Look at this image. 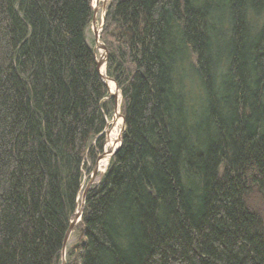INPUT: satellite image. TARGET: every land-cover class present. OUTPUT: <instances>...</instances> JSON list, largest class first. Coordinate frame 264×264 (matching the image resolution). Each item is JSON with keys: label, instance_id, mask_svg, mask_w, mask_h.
Wrapping results in <instances>:
<instances>
[{"label": "trees", "instance_id": "16d2710c", "mask_svg": "<svg viewBox=\"0 0 264 264\" xmlns=\"http://www.w3.org/2000/svg\"><path fill=\"white\" fill-rule=\"evenodd\" d=\"M91 2L0 0V264H61L101 152ZM103 18L124 130L66 264H264V0H107Z\"/></svg>", "mask_w": 264, "mask_h": 264}, {"label": "rangeland", "instance_id": "374dc122", "mask_svg": "<svg viewBox=\"0 0 264 264\" xmlns=\"http://www.w3.org/2000/svg\"><path fill=\"white\" fill-rule=\"evenodd\" d=\"M106 3H107V0H92V2H91L92 7L95 6V11H96L95 20H94L95 22H94V25H92L90 22V24L88 25V27L85 30L86 42L94 50L95 58L97 61L100 59L102 52L100 50H98L95 46L93 33H94V31L102 30V29H100V27H101L102 18L104 15ZM92 11H93V9H92ZM100 32H99V36H100ZM99 42L101 43L100 39H99ZM102 75L106 76L104 69H102ZM108 89L109 88H107V92L109 95V93H111V92H109ZM115 97H116L115 99H112L113 103H112L110 115L106 118V127H105L106 132L103 133L105 131V129H104V131L100 135L102 137L101 142H103V143H101L102 144L101 152L97 153L95 161L93 163H90L87 160L84 164L82 181H81L80 190H79V193L77 196L76 211H78L80 209L82 194L85 191L87 185L92 180L91 181L92 183L89 186V189H90V187L99 180L100 175L105 172L107 165H108V162H109V159H110V157L108 158V160L106 158L108 156H111V152L115 151L118 148L119 137L121 138V135H122V132L124 129L122 127V119H121V115H120V97H119V94H118V96H115ZM110 137L112 140L111 144L113 145L112 150H111V146L109 145ZM107 153H109V154H107ZM104 157H105V160L103 159ZM99 160H104L106 162V164H104L105 162L102 161L99 163V165H97ZM95 165H96V175L94 178H92V176H93L92 171H93V168ZM76 211H75V213H76ZM78 222L74 226L72 233L70 235V238L67 242V246H66V250H65L66 251L65 255L67 254V261L72 260V258H70L68 256L69 250L78 244V233L76 231V226H77ZM65 263H66V257H65Z\"/></svg>", "mask_w": 264, "mask_h": 264}, {"label": "water", "instance_id": "95a60500", "mask_svg": "<svg viewBox=\"0 0 264 264\" xmlns=\"http://www.w3.org/2000/svg\"><path fill=\"white\" fill-rule=\"evenodd\" d=\"M92 9H93V11H92L91 24L94 25V22H95L94 20H95V15H96L95 6H93ZM103 17H104V15H103ZM103 21H104V18H102V23H101L100 29H102ZM100 31H94V33H93L95 46H96V48L98 50H100L102 52L100 59L98 61L96 60V71H97V74L100 77L101 81L106 86L105 80H110L112 82H113V80L108 78L107 76L102 75V73L99 72V68H100L101 65H103V68L105 69V64H106V60H107L106 48H105V46L102 43L99 42V32ZM114 86H115V90L119 93V97H120L119 89H118V87L116 86L115 83H114ZM106 88H107V86H106ZM109 97L111 99H115L116 98L115 94H111V93H109ZM121 119H122V127L124 129V120H123L122 116H121ZM105 132H106V129H105V131L103 133H105ZM120 145H121V138L119 137L118 148L115 151L111 152V156L115 154V152L119 149ZM111 156H109V157H111ZM92 175H93L92 178H94L95 175H96V165L93 168ZM91 181L89 182V184L87 185L85 191L82 194L80 209L78 211H76L74 219L70 222V224H69V226H68V228H67V230H66V232L64 234V238H63L62 246H61V264H66L65 263V252H66L65 250H66L67 242H68V240L70 238V235L72 233V230H73L74 226L80 220V217H81V214H82V210H83V206H84L85 195H86L87 191L89 190V186L92 183ZM76 247H77V245L74 246V248H76Z\"/></svg>", "mask_w": 264, "mask_h": 264}, {"label": "bare ground", "instance_id": "6f19581e", "mask_svg": "<svg viewBox=\"0 0 264 264\" xmlns=\"http://www.w3.org/2000/svg\"><path fill=\"white\" fill-rule=\"evenodd\" d=\"M102 69H104L103 68V65H101L100 66V68H99V72L100 73H102ZM112 81H110V80H105V83H106V86H107V88H109L108 90H109V92H111V94H115V96H118V92L115 90V86H114V84H113V82L111 83ZM116 117V116H115ZM111 137H110V141H109V145L111 146V150H112V148H113V145L111 144ZM110 151V150H109ZM110 153V152H109ZM109 153H107V154H109ZM108 158H109V156L106 158L107 160H108ZM104 160H105V157L103 158ZM104 160H99V162H98V164L97 165H99V163L100 162H102V161H104ZM105 162V161H104ZM103 162V163H104ZM104 164H106V162L104 163Z\"/></svg>", "mask_w": 264, "mask_h": 264}]
</instances>
